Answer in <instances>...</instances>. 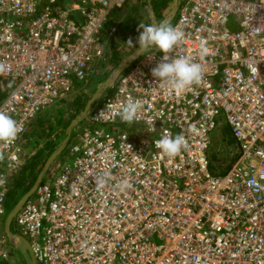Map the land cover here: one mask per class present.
<instances>
[{
  "label": "built area",
  "instance_id": "obj_1",
  "mask_svg": "<svg viewBox=\"0 0 264 264\" xmlns=\"http://www.w3.org/2000/svg\"><path fill=\"white\" fill-rule=\"evenodd\" d=\"M127 1L0 0V111L21 128L0 144V264L11 254L2 217L9 175L24 163L20 139L104 59ZM170 23L185 39L169 58L192 56L201 82L169 88L151 73L163 56L152 49L91 103L71 161L46 171L14 215L36 264H264V0H181ZM129 98L142 104L131 125L113 115ZM224 123L231 159L212 173L208 150ZM165 131L186 139L173 159L154 144Z\"/></svg>",
  "mask_w": 264,
  "mask_h": 264
},
{
  "label": "rangeland",
  "instance_id": "obj_2",
  "mask_svg": "<svg viewBox=\"0 0 264 264\" xmlns=\"http://www.w3.org/2000/svg\"><path fill=\"white\" fill-rule=\"evenodd\" d=\"M172 0H169L166 7ZM153 2V0H151ZM156 5V3H155ZM154 6V3H153ZM154 6V12H155ZM165 7V8H166ZM164 8V10H165ZM164 10L162 13L159 12L158 15L155 16L157 18V22L160 23L164 17L161 16V14L164 13ZM120 15V16H119ZM114 23L117 25L118 28L116 29L114 35L109 40V47L107 48V56H110L113 52L117 53L118 62L121 60L129 57L133 52H135L136 47H129L127 45V41L129 38L132 39L133 45L138 47L137 41L139 32L142 31V29H139V24L144 25H153L151 21V16L148 12V6H147V0H128L118 11L117 13H114ZM103 29L106 31V26L104 25ZM103 62H95L93 66L91 67V73L88 76V78L84 82L76 83L74 85V89L72 91V100L71 103L61 104L57 105L59 108L60 106H65L64 108V115L60 118L61 123L56 126L57 119L56 114L54 110H44L40 112L38 115H36L28 124L24 134L22 135L20 139V147L22 149V152L24 155L27 153H34L40 149H43L42 147H45L46 140L57 142V145H59L64 139H65V129L68 125H65V121L69 116L74 114L78 108L75 107V104L87 103V101L91 98L94 91L101 85V83L109 77L110 73L114 69L116 65L109 64V65H102ZM102 65V66H101ZM54 108V109H56ZM84 108V107H83ZM83 108L80 110L82 111ZM79 111V112H80ZM57 121V122H56ZM84 120H81L80 123L77 125L78 128L82 126ZM76 127V126H75ZM224 132L226 137L229 138L230 142H233V139L229 133V129L227 126H223ZM222 128V129H223ZM77 128H74L72 130L70 138L63 149V151L57 156L52 164L50 165L51 168H48L47 172L50 173V171L55 172L58 171V169L71 161V153H70V147L71 145L76 141V133L78 130ZM219 132V131H218ZM216 133V132H214ZM219 137H221L218 134ZM231 137V138H230ZM217 139H213V141H216ZM214 148V146H211V150ZM49 175V174H48ZM25 189V186L20 187L18 194L16 195L17 201L21 198V192H23ZM8 190H9V182H8ZM15 199V200H16ZM12 202L6 201L5 204V214L3 215V220L6 216L7 211L10 209ZM11 230L13 233L18 234L19 231L15 225L14 217L11 221ZM11 254L10 257L5 261L6 264H26L24 263L21 256L17 253L16 249L14 247H11Z\"/></svg>",
  "mask_w": 264,
  "mask_h": 264
},
{
  "label": "clouds",
  "instance_id": "obj_3",
  "mask_svg": "<svg viewBox=\"0 0 264 264\" xmlns=\"http://www.w3.org/2000/svg\"><path fill=\"white\" fill-rule=\"evenodd\" d=\"M138 47L133 45L131 38L126 42L131 48L136 47V55H143L150 50L163 54L162 59L155 67L151 69V73L158 80L164 82L169 88L177 93H182L185 89L197 85L201 82L204 69L201 63L195 61L192 56H181L174 59L169 58V53L185 39V34L178 27L173 26L167 21H163L158 25L139 24ZM205 42H201L199 56L202 59L208 53ZM147 56V55H145ZM0 66V71H3ZM142 104L140 101H134L131 98L126 103H121L118 108L113 110L114 116H119L120 120L131 125L140 120V109ZM103 116V113L100 114ZM163 114L161 113L160 116ZM155 119L147 121L153 130ZM21 131L18 123L11 115L4 111H0V144H13ZM155 147L160 150L165 157L173 159L177 157L186 147V139L183 135L173 136L165 131L163 135L154 141ZM4 159V153L0 150V160ZM109 179V174L104 173L96 178L95 183L98 188H103ZM121 191L128 187L127 182L121 183L119 186Z\"/></svg>",
  "mask_w": 264,
  "mask_h": 264
},
{
  "label": "trees",
  "instance_id": "obj_4",
  "mask_svg": "<svg viewBox=\"0 0 264 264\" xmlns=\"http://www.w3.org/2000/svg\"><path fill=\"white\" fill-rule=\"evenodd\" d=\"M169 0H153L152 3V8L154 10L155 7V14L158 15L159 12L162 13L164 8L166 7L167 3ZM154 3V6H153ZM156 3V5H155ZM118 27V24H117ZM110 42V41H109ZM109 47V46H108ZM117 58V53L113 52L110 56H105L103 59V62L101 63L102 65H117L118 62ZM101 65V66H102ZM72 93H70L65 99H63L60 102H57L56 104L58 105L61 104H66V103H71L72 100ZM3 97V93L0 89V101ZM56 104L51 106L48 110H54L55 116L57 121L56 126H58L61 121L60 118L64 115V108L65 106H60L59 108ZM56 106V107H55ZM75 107L78 108L77 111L69 116L67 120L65 121V125H68L73 118L79 113V111L84 107V103L78 105V103L75 104ZM56 108V109H54ZM223 126H226L225 123L222 124L217 128L215 131L216 133L213 134L212 139H211V144L208 150V163H209V170L210 172H219L227 168L229 161L231 159V156L228 154V148L232 142H230L229 138L226 137L225 132L223 131L224 128ZM223 128V129H222ZM219 131V132H218ZM218 134L221 136L219 137ZM231 138V137H230ZM213 139H217L216 141H213ZM57 146V142L54 143V141L46 140L45 142V147H42L43 149H40L34 153H27L24 155V163L23 166L21 167V170H19L16 173H12L9 175L8 181H9V190H8V196H7V201L12 202V205L10 209L14 206V204L17 202L16 195L18 194V191L20 187L25 186V189L23 192H21L20 196H22L25 192H27L30 187L33 185L39 171L41 170L45 160L47 157L50 155V153L54 150V148ZM211 146H214V148L211 150ZM24 154V153H23ZM16 199V200H15ZM9 209V210H10ZM9 210L7 212H9ZM3 264H6L4 262Z\"/></svg>",
  "mask_w": 264,
  "mask_h": 264
},
{
  "label": "water",
  "instance_id": "obj_5",
  "mask_svg": "<svg viewBox=\"0 0 264 264\" xmlns=\"http://www.w3.org/2000/svg\"><path fill=\"white\" fill-rule=\"evenodd\" d=\"M180 2H181V0H172L168 4V6L164 10V13L166 12V14H164V15L161 14V16L164 17L161 22L167 21L170 23L172 21V19L174 18L175 14H176V11L178 9ZM147 6H148V12L151 16V21H152L153 25L160 24L161 22L160 23L157 22V18L155 16L153 8H152L151 0H147ZM75 15H77V14L75 13ZM135 53H136V50L129 57L121 60L114 67V69L110 73L109 77H107L101 83V85L94 91L91 98L85 104L83 110L80 111L73 118V120L68 124V126L66 127L65 139L59 145H57L54 148V150L50 153V155L47 157V159L45 160L41 170L39 171L33 185L30 187V189L27 192H25L21 196V198L14 204V206L9 210V212H7L5 219H4L3 229H4V232L7 236V238L11 242L12 247H14L16 249L17 253L21 256L24 263L36 264V259H35L34 252L31 248L28 240L25 237H23L22 235L12 232V230H11L12 218L14 217L16 212L20 209L22 204L27 200V198L30 197L34 193L37 186L42 181L45 172L48 170V168L50 167V165L52 164L54 159L57 156H59V154L63 151V149L65 148V146H66V144L70 138L72 130H74V127L77 126V124H79L81 120L86 118L87 114L90 111L91 103L93 101L97 100L102 94L107 92L108 88L113 83L114 79L118 75H120L130 65V63L135 59V57L137 56Z\"/></svg>",
  "mask_w": 264,
  "mask_h": 264
},
{
  "label": "crops",
  "instance_id": "obj_6",
  "mask_svg": "<svg viewBox=\"0 0 264 264\" xmlns=\"http://www.w3.org/2000/svg\"><path fill=\"white\" fill-rule=\"evenodd\" d=\"M120 9V8H119ZM119 9H117L116 11H115V13H117V11L119 10ZM120 16V15H119ZM110 21H112L113 23H114V21H113V19L112 20H110ZM109 21V22H110ZM118 27H117V25H116V29H117ZM84 121H83V124L86 122V118H84L83 119ZM78 125V124H77ZM79 126V125H78ZM74 128H77L76 130H78V132H79V128L76 126V127H74ZM80 128H81V126H80Z\"/></svg>",
  "mask_w": 264,
  "mask_h": 264
},
{
  "label": "bare ground",
  "instance_id": "obj_7",
  "mask_svg": "<svg viewBox=\"0 0 264 264\" xmlns=\"http://www.w3.org/2000/svg\"><path fill=\"white\" fill-rule=\"evenodd\" d=\"M41 114V113H40Z\"/></svg>",
  "mask_w": 264,
  "mask_h": 264
}]
</instances>
